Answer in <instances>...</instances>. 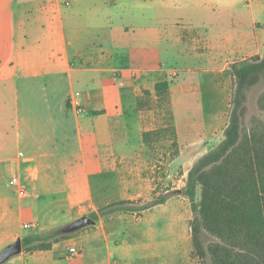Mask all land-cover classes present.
<instances>
[{
	"label": "crops",
	"instance_id": "crops-1",
	"mask_svg": "<svg viewBox=\"0 0 264 264\" xmlns=\"http://www.w3.org/2000/svg\"><path fill=\"white\" fill-rule=\"evenodd\" d=\"M115 1L0 0V250L30 229L58 227L83 208L98 211L110 203L113 181L122 182L117 192L132 197L127 166L145 159L131 154L148 144L143 133L155 129L145 102L156 100L155 84L168 79L157 43L123 41L152 32L141 13L123 14L117 24L104 15L108 42L83 43V15L90 22L95 6L119 8ZM181 31L174 24L165 35L157 31V39L173 45L167 52L177 50L186 46ZM172 91L170 82L180 133L176 111L186 94L179 103ZM121 215L101 218L50 249L23 250L5 264H133V244L114 240ZM71 247L80 254L71 256Z\"/></svg>",
	"mask_w": 264,
	"mask_h": 264
},
{
	"label": "rangeland",
	"instance_id": "rangeland-1",
	"mask_svg": "<svg viewBox=\"0 0 264 264\" xmlns=\"http://www.w3.org/2000/svg\"><path fill=\"white\" fill-rule=\"evenodd\" d=\"M115 2L122 4L119 8L102 9L99 5L95 6L91 11L95 19L90 22L84 19L88 14L83 15V20L78 22L83 43L91 41L98 45L103 39L108 42L102 20L104 15L116 24L123 14L132 12L145 15L142 24L151 25L152 32L146 35L145 32L138 31L123 41L128 40L139 46L157 43L161 47L159 56L163 58L160 65L165 70L162 77H167L172 83L174 99L181 103L180 97L186 94L187 101L180 104L176 111L180 133L173 121L171 93H164L152 102H145V105L153 109L156 121L153 123L155 129L151 131L157 133L149 136L148 144L143 149L131 154L145 159L142 163L127 166L131 177L127 181L128 191L132 197H124L117 192V187L122 182L113 181L112 187L116 190L113 191L110 187L113 195L108 202L122 198L152 199L154 195L161 193L170 195V198L141 215L123 213L117 219L121 225L114 240H126L133 244L136 249L133 264H199L192 257L190 200L179 190L184 187L195 161L224 138L235 87L231 63L244 57L264 54V0ZM126 4L131 6H125ZM98 13L100 15L96 16ZM146 19H152L153 24ZM72 24L71 15L67 14L66 25L69 30ZM174 24L181 28L186 46H179L178 51L174 48L175 51L171 49L172 51L167 52L166 47L173 45L168 46L166 38L157 39V31H163L165 35ZM156 79L158 78L153 77L151 81ZM263 91L264 78L247 94L248 121L254 116L264 117V111L259 106V97ZM193 122L195 125L190 126ZM77 212L78 217L58 227L83 215H90L93 211L83 208ZM86 228H90V225L77 232ZM30 232H37V229H30Z\"/></svg>",
	"mask_w": 264,
	"mask_h": 264
},
{
	"label": "trees",
	"instance_id": "trees-1",
	"mask_svg": "<svg viewBox=\"0 0 264 264\" xmlns=\"http://www.w3.org/2000/svg\"><path fill=\"white\" fill-rule=\"evenodd\" d=\"M230 69L235 87L224 138L195 161L181 192L192 209V257L199 264H264V117H246L247 94L264 78V54L234 61ZM155 91L158 97L169 94L170 81L157 82ZM259 106L264 111V91ZM156 133L145 131L144 141ZM169 198L161 193L152 199H120L90 216L99 221L120 213L141 215ZM71 235L59 227L30 232L22 237L23 250L50 249Z\"/></svg>",
	"mask_w": 264,
	"mask_h": 264
},
{
	"label": "water",
	"instance_id": "water-1",
	"mask_svg": "<svg viewBox=\"0 0 264 264\" xmlns=\"http://www.w3.org/2000/svg\"><path fill=\"white\" fill-rule=\"evenodd\" d=\"M182 192V190H179ZM96 224V220L90 215H83L67 224L59 227L62 234H73L89 225ZM23 251V240L18 237L0 251V264H5L13 256Z\"/></svg>",
	"mask_w": 264,
	"mask_h": 264
},
{
	"label": "built area",
	"instance_id": "built-area-1",
	"mask_svg": "<svg viewBox=\"0 0 264 264\" xmlns=\"http://www.w3.org/2000/svg\"><path fill=\"white\" fill-rule=\"evenodd\" d=\"M24 191H25V190L22 189V193H23ZM36 225H37V224H35V223H29V224L26 225V227H28V228H33V227H36ZM69 253H70L71 256H75V255L80 254V250H78L76 247H71V248L69 249Z\"/></svg>",
	"mask_w": 264,
	"mask_h": 264
}]
</instances>
